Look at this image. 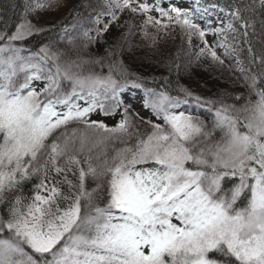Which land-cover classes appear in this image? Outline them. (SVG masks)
I'll use <instances>...</instances> for the list:
<instances>
[{"label": "snow or ice", "instance_id": "obj_1", "mask_svg": "<svg viewBox=\"0 0 264 264\" xmlns=\"http://www.w3.org/2000/svg\"><path fill=\"white\" fill-rule=\"evenodd\" d=\"M60 5L26 0L14 31H0V264H264V71L240 68L247 95L235 103L146 89L143 106L156 119H145L119 99L124 84L143 86L116 78L118 68L127 75L121 62L86 73L103 58L18 46L44 31L29 16ZM258 7L264 0H103L82 47L128 12L143 17L146 38L149 26L179 28L202 41L197 59L223 64L206 34L227 41L239 23L246 37L245 14ZM210 10L224 14L220 26L197 22ZM189 100L211 106V121L181 110ZM97 112L122 118L110 127L91 118Z\"/></svg>", "mask_w": 264, "mask_h": 264}, {"label": "rangeland", "instance_id": "obj_2", "mask_svg": "<svg viewBox=\"0 0 264 264\" xmlns=\"http://www.w3.org/2000/svg\"><path fill=\"white\" fill-rule=\"evenodd\" d=\"M155 2L156 0H148L149 4ZM170 2L184 8L194 5V0H170ZM258 2L259 0H256L257 4ZM202 3L203 5L212 4L203 0ZM251 3L252 0L243 1V5ZM102 4L103 0H61L59 7L42 11L36 16H29V19L44 30L60 24L56 33L43 45H50L62 50L67 54V58L76 59L78 56L91 59L103 58V68L99 65H86V73L89 70H94L107 74L109 64L121 62L127 75L118 68L114 72L116 78L120 79L121 83H124L126 79H135L137 83L143 85L135 87L132 83H126L119 93V99L124 105H130L133 113L138 112L145 119H156L151 110L143 106L144 99L147 97L146 89L162 91L150 83L153 80L161 79L168 82V72L173 69L175 55H177V59L174 62V68L178 82L168 85V89L171 91L173 89L177 95L168 92L169 95L184 99L181 92L183 88L204 99L223 100L225 103H235L233 97L247 95L240 68L251 70L252 68L249 66L238 32L228 33L227 41L212 32L206 34L205 39L208 44L215 48L217 54L224 61L223 64H220L213 61L208 55L196 58L197 52L203 47L202 41L197 36H193L189 42L188 37L179 28H169L157 33L155 28L149 26L147 30L150 36L146 38L142 31L143 17L125 12L120 14L119 24H112L99 42L91 43L84 48L82 45L86 41L83 32L89 31L90 35H95L93 30L96 25L94 22L97 13L102 11ZM168 4L169 0H161V6L167 7ZM22 14L23 8L17 23L20 22ZM150 14L159 18V14L156 12ZM247 14L250 21L249 29L253 32L257 47L256 60L261 71H264V65H261L258 59L264 56V8L258 7L255 12L249 11ZM202 16L203 19L197 21L202 27L209 20L213 27H218L220 26L218 19L223 18L224 14L221 13L218 17L216 12L210 10L208 13H202ZM100 19L102 22H107L108 18L101 16ZM125 21H130L131 27ZM0 31L6 32L1 25ZM70 40L71 43H69ZM3 43L4 41H0V44ZM221 43L235 48V52L226 54L225 48L219 46ZM18 46L36 51L28 49L21 42H18ZM106 50H110L112 55H108ZM210 108L209 105H198L191 100L187 104L181 105V110L192 112L209 122L212 118ZM91 118L101 120L112 127L119 122L122 116L121 114L105 116L103 113L97 112L93 113ZM137 127L141 132L148 130L146 125L139 122H137Z\"/></svg>", "mask_w": 264, "mask_h": 264}, {"label": "trees", "instance_id": "obj_3", "mask_svg": "<svg viewBox=\"0 0 264 264\" xmlns=\"http://www.w3.org/2000/svg\"><path fill=\"white\" fill-rule=\"evenodd\" d=\"M211 3H217L222 7H226L227 5L232 3V0H203ZM244 0H236V3L243 4ZM25 0H0V25L4 27L5 31L9 34L12 32L14 25L17 24L19 19V14L23 8ZM246 19L249 21L248 14L246 13ZM60 24H56L51 28H47L44 31L34 34L33 36L29 37L27 41L21 42L24 46L31 50H37L41 47L45 42H47L58 30ZM238 29V34L240 35L241 43L244 48V53L247 57L249 62V66L254 70V72H261V68L257 63L256 60V43L253 32L248 28L247 32L248 35L245 37L243 35V29L240 27V24L237 23L236 25ZM177 55L174 56L173 60V69L168 72V82L161 80H153L151 81V85L158 88L162 91H167L170 94L177 95V93L172 89H168V85L177 83L178 77L176 74V70L174 68V62H176Z\"/></svg>", "mask_w": 264, "mask_h": 264}]
</instances>
